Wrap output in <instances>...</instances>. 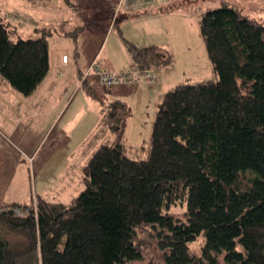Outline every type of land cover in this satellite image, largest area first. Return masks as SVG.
I'll list each match as a JSON object with an SVG mask.
<instances>
[{
  "label": "trees",
  "instance_id": "obj_1",
  "mask_svg": "<svg viewBox=\"0 0 264 264\" xmlns=\"http://www.w3.org/2000/svg\"><path fill=\"white\" fill-rule=\"evenodd\" d=\"M115 26L141 73L135 82L155 86L143 73L170 70V49L138 46ZM200 32L216 78L163 95L145 158L129 156L123 139L131 105L82 74V88L101 103L97 130L116 135L93 152L69 202H0V264L35 256L40 264H134L148 244L162 251L161 264H264V22L225 3L202 14ZM14 33L0 16V75L28 96L49 73V39ZM174 206H184L183 218ZM201 235L193 253L189 243Z\"/></svg>",
  "mask_w": 264,
  "mask_h": 264
},
{
  "label": "rangeland",
  "instance_id": "obj_2",
  "mask_svg": "<svg viewBox=\"0 0 264 264\" xmlns=\"http://www.w3.org/2000/svg\"><path fill=\"white\" fill-rule=\"evenodd\" d=\"M129 1V5L124 0L119 1L117 10L122 6L129 9L136 2ZM67 3L68 0H45L43 6H32L27 0H0V14L7 23L13 25L15 39L36 38L43 27L49 28L51 15L71 13L72 8L69 9ZM225 3L235 5L250 17L264 22V0H163V5L158 9L150 7V13L163 11L161 7L166 10L164 16L157 13L158 18L150 13L147 16L160 31L166 32L162 42L164 44L167 41L172 51L173 64L168 73L162 68L154 70L157 84L152 89H149L148 84L139 82L135 90L122 95L133 109V116L127 122L123 138L129 156H148L159 103L167 91L183 82L216 78L200 32V19L205 11ZM81 8L84 13H89L82 23H78L82 25L81 44L84 39H88L93 43L90 49L93 50L98 40L102 44V53L109 49L113 56H118L120 49L125 46L118 30L113 28L111 3L95 2L90 9ZM119 22L120 18L117 25L121 27L123 21ZM135 28L130 25L126 30L132 34ZM67 41L65 36L55 34L50 41V53L54 56L65 50L73 58L74 51ZM101 64L108 71L115 72ZM129 69L134 70L135 66ZM54 70L53 67L51 73ZM63 78L65 83L67 78ZM5 83L0 75L1 91H4ZM95 88L99 92L106 90L100 84ZM6 89L10 94L0 96V201L28 202L41 195L53 202H69L84 188L83 167L86 162L97 147L107 140V136L113 138L116 132L104 127L97 130L91 140L88 139L96 125V122L92 125L91 122L99 117V106L82 100L79 92H75L76 87L72 88L71 84L55 95L57 103L61 105L58 111L49 108V98L44 102L41 96H26L13 90L8 83ZM80 91L86 94L82 86ZM86 139L87 142L82 145ZM171 210L177 217L183 218L184 206H174ZM203 245L204 235H201L189 243V248L199 254ZM143 255L144 261L134 264H146L149 260L157 264L163 262L162 251L155 244L146 245ZM28 264L40 263L35 256Z\"/></svg>",
  "mask_w": 264,
  "mask_h": 264
},
{
  "label": "crops",
  "instance_id": "obj_3",
  "mask_svg": "<svg viewBox=\"0 0 264 264\" xmlns=\"http://www.w3.org/2000/svg\"><path fill=\"white\" fill-rule=\"evenodd\" d=\"M27 1L32 6L34 4L35 6H43L45 4V0H27ZM119 1L121 0H73V1L68 0V3L66 4V6L69 9L72 8L70 9L71 13L69 14L68 13L66 14L58 13L57 15H51L49 17V28L43 27L40 30L39 34H37L38 37L42 36L43 34H46L48 36L50 70L46 78L41 82V84L37 87V89L32 94H34L37 97L41 96V99H44V102H46V100L49 98V108L57 109L58 111L61 105L57 103L55 95L59 94L60 89H64V87H67L69 84H71L72 88L76 87L75 92L76 93L79 92V95L82 100H85L88 104L94 105V106L97 103V105L99 106V117L94 118L93 121L91 122V125L94 124L95 122H96L95 123L96 125H95V128H93L94 130L91 131L88 139H90L91 136H93L94 132L97 130V127L100 125L101 120L103 118V111H102L101 103L98 100L92 98L87 93L85 94L84 92L80 91V87L82 86V83H81L82 74L85 73V71L94 62L99 63V65L103 67V65L101 64L102 62L107 68H111V70L115 72H120V71H123L124 69L125 70L129 69L131 68V66H135V64L133 63V60L131 59L125 47H122L120 49V52H118V56H113L110 52L111 50L109 49L107 50L106 53H102L101 51L102 44H100L98 40L96 43H94L96 45L94 46L93 50H90L93 44L92 41H87L88 39H84V41H82V44H81L80 38H81L82 33L80 34V32L82 31L81 29L82 25L78 23H82L83 20L86 18V16H88L89 14V13L88 14L84 13L81 7H84L85 9H90V6L95 2H103L107 4L111 3V7L113 10L111 13H113V17H114L113 28L117 29V26H115V24H117V21L120 18L119 24L122 21L123 23H121V27L120 25L119 27L123 35H125V37L128 36L130 40L133 41L136 45L147 46V45L157 44V45H164L167 48H169L167 45V41L164 42V44L162 42L163 39L166 38V35H165L166 32L160 31L156 27L155 24L151 23L150 18L147 16L150 13L149 12L150 7H152L154 10L158 9L161 5H163V0H138L129 9L122 7L121 13L119 12V14H117L118 13L117 4L119 3ZM161 10L163 11L152 12L150 14L151 15L155 14L156 18L159 17V15L156 16L157 13H161V15L164 16V11L166 10H164V8L162 7H161ZM167 12L169 13V11ZM172 14H174V12H172ZM0 16L2 17L1 14ZM138 16H142V18H136ZM10 25L11 27H13L12 24ZM130 25L136 26V28L133 29L132 34L127 32L126 30ZM75 32L77 33L76 37L73 35V33ZM55 34L58 36H65L66 38H68L69 41H67V43L69 42L71 44L70 49L74 51L73 58L71 57V54H69V52L65 50H61V52H59L58 54H54V56L50 53V41H51V38L54 37ZM63 55H68L67 62L63 60ZM53 67L55 70L53 73H51ZM163 71L168 73L169 69H164ZM167 76L168 78L170 77V75H167ZM63 77L67 78L65 83L63 82V79H64ZM88 80L91 82L90 84L93 85L94 87H96V85L98 84L103 86L100 82H98L99 80L93 75L88 77ZM139 82H142V81H137L135 82V84H122L114 88L111 87L112 89H109L108 96L111 99H115V98L123 99L122 95H125V93L135 90V86H137ZM6 87H7V83L4 84V91L0 90V96H4L3 94L5 93L10 94V91L6 89ZM152 88L153 87H149V89H152ZM15 91L18 92L17 90ZM32 94L28 96H31ZM15 96L19 97L18 95H15ZM73 98L74 97H72V100ZM65 107L66 106H64L62 109L64 110ZM67 108H69V106ZM95 110L98 112V108H96ZM85 142H87V139L82 143V145ZM0 202H5V201H0ZM5 203H10V202H5Z\"/></svg>",
  "mask_w": 264,
  "mask_h": 264
},
{
  "label": "built area",
  "instance_id": "obj_4",
  "mask_svg": "<svg viewBox=\"0 0 264 264\" xmlns=\"http://www.w3.org/2000/svg\"><path fill=\"white\" fill-rule=\"evenodd\" d=\"M126 5H129V0H124ZM132 3V1H131ZM125 7V6H124ZM63 60L65 62L68 61V55L63 56ZM95 76L99 80V82L105 87H114L119 86L122 84H133L140 76L141 73L136 68L133 69H126L120 72H111L106 69L101 68L97 62H94L86 71L85 76ZM143 78L151 83L154 84L156 82L154 72L152 70L144 72ZM17 214L26 215V213L20 209H17Z\"/></svg>",
  "mask_w": 264,
  "mask_h": 264
},
{
  "label": "bare ground",
  "instance_id": "obj_5",
  "mask_svg": "<svg viewBox=\"0 0 264 264\" xmlns=\"http://www.w3.org/2000/svg\"><path fill=\"white\" fill-rule=\"evenodd\" d=\"M99 64V63H98ZM101 66V65H100ZM103 68V67H102ZM85 76V75H84ZM83 81V80H82ZM99 82V81H98Z\"/></svg>",
  "mask_w": 264,
  "mask_h": 264
}]
</instances>
